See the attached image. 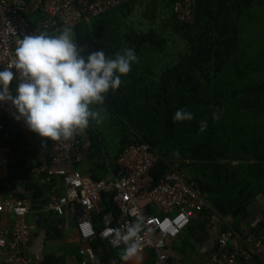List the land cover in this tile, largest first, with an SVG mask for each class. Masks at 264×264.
Listing matches in <instances>:
<instances>
[{
  "label": "trees",
  "instance_id": "1",
  "mask_svg": "<svg viewBox=\"0 0 264 264\" xmlns=\"http://www.w3.org/2000/svg\"><path fill=\"white\" fill-rule=\"evenodd\" d=\"M139 2L71 28L85 52L101 49L111 57L130 48L136 55L119 86L92 107L105 112L102 132L118 133L112 157L129 143H146L161 157L159 173L170 164L184 171L206 196L205 210L229 219L238 232L247 205L264 192V0H194L185 22L173 14L172 0H147L145 29L113 17ZM159 11L166 16L156 29L151 22ZM178 108L191 111V119L174 120ZM214 112L218 119H212ZM201 122L207 124L204 131ZM83 131L89 154L101 157L104 143L93 120ZM94 170L95 179L107 174L104 162ZM108 196L102 200L112 206ZM93 245L114 254L100 239Z\"/></svg>",
  "mask_w": 264,
  "mask_h": 264
},
{
  "label": "built area",
  "instance_id": "2",
  "mask_svg": "<svg viewBox=\"0 0 264 264\" xmlns=\"http://www.w3.org/2000/svg\"><path fill=\"white\" fill-rule=\"evenodd\" d=\"M132 1L135 0H0V68L12 63L19 38L40 31L53 34L64 26L72 28ZM193 3L194 0H172V12L178 21L191 18ZM14 87L15 81H10L9 89ZM12 112L10 102H0V116ZM80 136L83 137L77 133L60 141L39 137V164L33 170L35 174L43 173L45 182L53 177L61 179L64 193L42 202L39 209L57 216L70 214L82 244L78 264H128L116 257L105 262L98 259L92 241L99 238L113 248L125 246L123 242L114 245L113 241L115 230L123 233L125 226L135 220L127 214L132 207L142 217L138 252L151 255L144 264H178L171 258V241L207 208L203 192L172 164L166 172L159 173L156 167L161 157L146 143L124 146L113 160L114 167H108L107 176L95 179L77 168L83 158ZM10 154L7 145H0V168L9 163ZM103 194L109 195L107 199L115 206L116 216L107 217L103 227L97 229L93 215L102 208ZM32 207L28 198L13 195L0 201V213L8 212L17 219L0 228V264H40L25 256L26 244L33 234L23 216ZM252 256L264 260V237L244 236L240 242L230 222L223 219L215 248L200 264H239L240 260L247 264Z\"/></svg>",
  "mask_w": 264,
  "mask_h": 264
},
{
  "label": "clouds",
  "instance_id": "3",
  "mask_svg": "<svg viewBox=\"0 0 264 264\" xmlns=\"http://www.w3.org/2000/svg\"><path fill=\"white\" fill-rule=\"evenodd\" d=\"M136 61L132 49L116 52L111 57L103 50L85 52L78 45L71 27L64 26L55 34L40 31L19 38L13 49L12 63L0 68V102L8 101L14 108V120L39 137L51 141L67 140L87 128L89 121L100 122L99 113L90 105L102 103L105 93L120 84V75L130 71ZM15 81L14 89H9ZM193 113L178 108L176 121L190 120ZM212 119H218L213 113ZM207 127L201 122L200 131ZM135 220L123 233L115 230L114 245L123 242L120 259L137 256L142 217L136 207L127 210Z\"/></svg>",
  "mask_w": 264,
  "mask_h": 264
},
{
  "label": "crops",
  "instance_id": "4",
  "mask_svg": "<svg viewBox=\"0 0 264 264\" xmlns=\"http://www.w3.org/2000/svg\"><path fill=\"white\" fill-rule=\"evenodd\" d=\"M95 105L92 104L90 107ZM0 126V145H7L11 150L9 163L0 168V201L11 195L28 198L34 208L23 216V222L32 226L33 234V238L26 244L25 256L31 260L39 261L40 264H78L80 258L78 250L82 244L79 241L77 230L71 222L70 214L65 212L63 216H57L53 212H41L39 209L42 202L52 196H60L64 193L60 178L53 177L49 182H45L42 180L43 173L35 174L33 172L39 164L37 154L39 136L30 131L22 119L14 120L11 114L0 116ZM79 134L83 135V137L80 136L83 158L77 168L90 175L96 172L93 171L95 163L104 162L108 171L114 158L108 160L103 147L101 157L91 156L87 148V135L84 131ZM102 202V208L99 213L93 215V221L104 225L107 217L116 216V211H113L116 208L110 202L108 203L113 207L106 205L103 200ZM246 211L247 216L240 220L238 232H236L239 235V241L242 242L244 236L264 237V192L256 195L247 205ZM36 219L39 220L36 221ZM223 219L226 218H221L205 209L201 214L192 218L190 224L171 241L172 261L178 264H200L215 248L216 235ZM16 221L17 219L10 213H0V228ZM94 241H92V248L98 259L102 261L111 257L120 259L121 251L125 246L113 248L105 242L114 252V254H106L99 247H94ZM150 259L149 252H138L137 256L126 262L128 264H144ZM239 264L246 263L240 260ZM247 264H264V260L252 256Z\"/></svg>",
  "mask_w": 264,
  "mask_h": 264
},
{
  "label": "rangeland",
  "instance_id": "5",
  "mask_svg": "<svg viewBox=\"0 0 264 264\" xmlns=\"http://www.w3.org/2000/svg\"><path fill=\"white\" fill-rule=\"evenodd\" d=\"M140 0H138L139 2ZM147 5V0L143 1V2H139L137 4H133L132 7L128 8V9H124L125 11H117V13L114 14L113 17L115 18H119V19H124L127 22H129V24H131L133 27L139 26L140 28H136V29H141V27L143 29H145L148 25L147 22H143L144 19H148L151 12H149L150 8L149 6H147L145 8V6ZM166 15L165 12H161L159 11L158 16L156 17V19L151 22L154 28H158L159 29V24L161 23L162 20H164ZM138 22H141L142 25L140 26V24ZM170 41V40H168ZM171 47V43H168V47L166 48V50L171 53L172 51L169 50V48ZM99 116H100V122L97 123L93 120V125L96 127V129H98L99 131H101V135H102V139H103V149L106 155V158L108 160L112 159V147L116 144V142H118V133L116 135V133L114 132V130L112 129H106L105 131L102 132L103 130V125L104 122L106 123L107 118L104 116L105 112L104 111H99ZM104 114V115H103ZM103 115V116H102Z\"/></svg>",
  "mask_w": 264,
  "mask_h": 264
},
{
  "label": "water",
  "instance_id": "6",
  "mask_svg": "<svg viewBox=\"0 0 264 264\" xmlns=\"http://www.w3.org/2000/svg\"><path fill=\"white\" fill-rule=\"evenodd\" d=\"M71 222H72L73 226H75V224H74V221H73V219H72V218H71Z\"/></svg>",
  "mask_w": 264,
  "mask_h": 264
}]
</instances>
